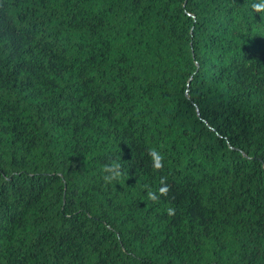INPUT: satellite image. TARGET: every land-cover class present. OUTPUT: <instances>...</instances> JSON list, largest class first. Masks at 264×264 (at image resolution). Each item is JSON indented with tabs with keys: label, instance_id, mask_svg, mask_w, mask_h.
<instances>
[{
	"label": "trees",
	"instance_id": "obj_1",
	"mask_svg": "<svg viewBox=\"0 0 264 264\" xmlns=\"http://www.w3.org/2000/svg\"><path fill=\"white\" fill-rule=\"evenodd\" d=\"M0 264H264V0H0Z\"/></svg>",
	"mask_w": 264,
	"mask_h": 264
},
{
	"label": "clouds",
	"instance_id": "obj_2",
	"mask_svg": "<svg viewBox=\"0 0 264 264\" xmlns=\"http://www.w3.org/2000/svg\"><path fill=\"white\" fill-rule=\"evenodd\" d=\"M115 167H118V165H116ZM118 175V174H117Z\"/></svg>",
	"mask_w": 264,
	"mask_h": 264
}]
</instances>
